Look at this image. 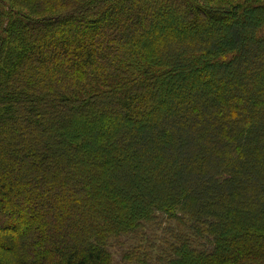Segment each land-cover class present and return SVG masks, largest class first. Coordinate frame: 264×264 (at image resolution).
<instances>
[{"label":"trees","instance_id":"16d2710c","mask_svg":"<svg viewBox=\"0 0 264 264\" xmlns=\"http://www.w3.org/2000/svg\"><path fill=\"white\" fill-rule=\"evenodd\" d=\"M121 263L264 264V0H0V264Z\"/></svg>","mask_w":264,"mask_h":264},{"label":"rangeland","instance_id":"374dc122","mask_svg":"<svg viewBox=\"0 0 264 264\" xmlns=\"http://www.w3.org/2000/svg\"><path fill=\"white\" fill-rule=\"evenodd\" d=\"M14 9V8H13ZM23 10V12L25 13V14H28V10H26V9H23V8H19V10ZM16 10V9H15ZM18 10V9H17ZM41 14H43V12H41ZM244 166V165H243ZM244 167H246V166H244ZM208 180V179H207ZM163 219V218H162ZM161 222V224H160V226L158 227V230H153L152 231V234H149L147 237H148V239L151 241V243L152 244H154L153 243V241H157V240H159L154 246H161V244L159 243V242H161V240H162V237H161V231H159L160 229H161V225H163L164 224V222H165V219H163V220H161L160 221ZM112 251L115 253V255H116V261L118 262L119 261V254L121 253V251H120V248H116V249H112ZM121 264H124V263H121Z\"/></svg>","mask_w":264,"mask_h":264}]
</instances>
